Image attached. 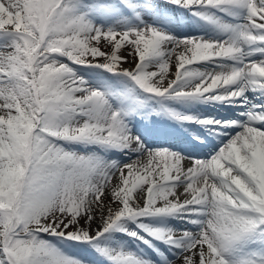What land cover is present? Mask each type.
<instances>
[{
    "label": "snow or ice",
    "instance_id": "snow-or-ice-1",
    "mask_svg": "<svg viewBox=\"0 0 264 264\" xmlns=\"http://www.w3.org/2000/svg\"><path fill=\"white\" fill-rule=\"evenodd\" d=\"M170 2L244 14L245 22L206 16L230 34L228 39L174 38L151 26L104 30L74 15L67 0H0V31L15 34L0 46V264H87L45 235L94 245L111 264H264L251 256L237 258L244 245L264 237V128L252 123L264 121V113H248V123L202 121L242 129L207 159L150 149L119 112L109 109L104 92L89 88L69 64L54 58L59 54L122 73L147 93L177 100L204 98L233 85L211 98L229 100L249 88L264 89V60L245 59L264 52V0ZM156 7L99 0L97 11L120 16L127 8L139 15L138 9ZM226 60L235 63H219L220 70L211 73L192 67ZM74 114L85 119L69 123ZM60 140L139 155L120 164L69 151ZM180 213L203 216L191 220L199 229L140 219ZM126 221L136 222L140 231ZM116 231L142 241L159 261L127 246L101 243ZM156 242L168 246L171 256Z\"/></svg>",
    "mask_w": 264,
    "mask_h": 264
},
{
    "label": "rangeland",
    "instance_id": "rangeland-1",
    "mask_svg": "<svg viewBox=\"0 0 264 264\" xmlns=\"http://www.w3.org/2000/svg\"><path fill=\"white\" fill-rule=\"evenodd\" d=\"M99 0H67L68 5L71 7L73 14L77 16H82L86 21L91 23V17L92 15L96 16V14H99L97 11V4ZM131 3L137 4V3H146L149 2V0H130ZM139 15L143 17H147L149 14V11H145L144 9H138ZM133 12L132 10H129L125 8L123 10L122 15L120 16H110V19L105 23L101 28L106 30L109 23L112 22H118L119 24H123L127 26V13ZM89 13V14H88ZM93 13V14H91ZM135 13V12H133ZM91 14V15H90ZM136 14V13H135ZM100 17V16H98ZM128 20H132V16H130ZM97 18L95 17L93 22ZM130 23L129 25H131ZM112 30L115 31H121L120 29L113 28ZM126 30L124 29L122 31ZM15 38L14 33H7L5 31H0V46H3L7 43H10ZM3 51V49H1ZM55 59L61 60L60 62L67 63L69 66L75 71V75L78 77L83 78L85 83L87 80H98L101 81L102 84V92L105 93L107 96L109 92L113 93L117 90V92L114 94L117 97H120L121 91H127V97L132 96L133 89H129L128 86L125 89H122L123 86L132 85V87H135V89L139 90L141 94L150 95L154 98H157L154 94H150L145 92L144 90L140 89L139 86L128 76L122 74V73H114L112 76H107L110 74L109 71H106L105 69L101 68L97 71H90L89 74L83 71L82 64L73 63L72 61H68L66 57H62V55L56 54L54 56ZM62 58V59H60ZM67 61H66V59ZM174 58V57H173ZM195 66V65H193ZM207 68V67H206ZM200 69L207 71V69ZM154 70V68H153ZM197 81H194L193 83H196ZM194 86V84H191ZM189 85V87L191 86ZM111 89V90H108ZM120 89V90H118ZM85 117L83 116H76L74 114V118L72 121H69V123H74L78 120H83ZM58 143L62 144L64 148H66L69 151L76 152L79 154H83L82 151L75 149L76 145H69L71 141H57ZM75 141H73L74 143ZM101 147V145H98ZM124 155L125 160H129L130 158L127 156V152L121 151ZM196 207V206H193ZM192 219H200L199 216L195 213H180L177 216H156L152 217V220L149 221V224L163 226L167 228H172L176 230H192L194 231L196 228L194 226V223H191ZM126 225L130 229H135L137 231H140L137 227V223L134 221H126ZM95 227V225H93ZM141 234H144L143 232ZM46 239H50L54 244H56L54 241L56 240V237H49L45 235ZM57 240L62 245L66 246L67 248L71 247V244L73 245L70 249H63L61 246L56 244L58 247L63 249L66 253H68L71 256L78 257L81 260H85L87 264H111L110 260L107 259L100 251H98L97 247L85 242H78V241H70L65 240L63 238L57 237ZM102 244L108 245V246H127L128 248L132 249L136 252H142L145 255L151 256L153 259L159 261V257L156 256L154 252L150 248H148L147 245L143 244L142 241L137 240L136 238L130 237L128 234L116 231L111 234H106V237L101 241ZM160 244V242H156ZM160 247L163 251H165V254L171 256V250L168 249V246L160 244ZM259 253L260 255H256ZM241 256H251L256 259H264V237H261L259 240H257L254 243H248L243 246L242 249L239 250L237 254V258Z\"/></svg>",
    "mask_w": 264,
    "mask_h": 264
},
{
    "label": "bare ground",
    "instance_id": "bare-ground-1",
    "mask_svg": "<svg viewBox=\"0 0 264 264\" xmlns=\"http://www.w3.org/2000/svg\"><path fill=\"white\" fill-rule=\"evenodd\" d=\"M153 3H157L158 6H160V2L154 1ZM160 7L163 8V9H167L166 6H160ZM155 21L160 24L161 23V18H159L158 16H155V15H151V16L149 15L147 19L138 18V19H135V20L132 21V23H134V24L128 26L127 27V30L128 29H132V28H135V29H143L146 26H151V27H155L158 30L162 31L160 28H158L157 26H155L153 24ZM162 24H164L165 26H167L168 28H170L171 30L174 31V33H171L170 34L174 38L197 37V36H184V34H188V33L194 32V30L191 29V28H188V27H185L184 29L182 27L180 28L179 26H177L171 20H170V22L169 21H164V22H162ZM127 25H128V23H127ZM114 27L121 28V27H123V25H115ZM164 32H166V31H164ZM205 40H207V39H205ZM0 51H2V50L0 49ZM60 59H62V58H60ZM173 59H175V57ZM90 66H95V65L91 64ZM193 68L199 69V67H197V66H194ZM86 69H87V65L85 64L84 67L82 68V70L84 71ZM86 84L91 89H99L100 90V88H101V84L98 81H95V80H88L86 82ZM194 87H195V85H194ZM247 93L250 94L251 96H253L256 92H255V89L249 88V90L247 91ZM107 101H108V107H109V109L111 111H114L115 112L116 110H115V108H113V105L114 104L118 105V103L116 101L111 102L109 99H107ZM132 105L133 104L131 103L130 104V107L131 108H133ZM139 111L140 110H138V111L128 110L127 111V114L123 118L128 123V125L130 127V130L131 131H137L138 133H139V130L141 131V127L137 125V118L135 117V113H138ZM144 122L147 123L149 129L150 130H153L154 132L155 131H165V130L166 131H171V130H173L172 125L169 124L161 116V114H157V115H146ZM241 130L242 129H239L238 131L235 132V134L238 133ZM230 138H228L224 142V144ZM155 139L162 140V141H169V136H166V135L157 136ZM149 148L150 149H158L160 147H149ZM75 149L82 151L83 155L99 154L100 156H102L104 158L105 161H117V162H119L121 164V161L125 159V157H122L123 156L122 153L119 154V149H116V148H105V147H103V149H102V148H100L97 145H94L92 143L78 142V144L75 147ZM163 149H166V148H163ZM124 150L128 151V154L129 155H127V156L130 159L128 161H125V163H123V164H126V163L130 162L131 160L137 158V156L139 155V153L136 152V151H133V150H130V149H126V148ZM207 158H209V157L201 158V159H207ZM197 159H199V158H197ZM199 217L201 219L204 218L203 216H199ZM140 219L144 223H148L149 224V221L152 220V217H142ZM199 227H200V225L197 224L196 225V230H198Z\"/></svg>",
    "mask_w": 264,
    "mask_h": 264
}]
</instances>
